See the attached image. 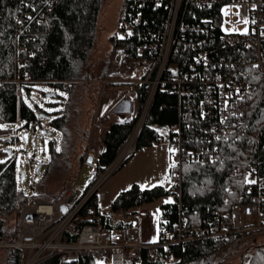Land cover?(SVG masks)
Wrapping results in <instances>:
<instances>
[{
	"label": "trees",
	"instance_id": "16d2710c",
	"mask_svg": "<svg viewBox=\"0 0 264 264\" xmlns=\"http://www.w3.org/2000/svg\"><path fill=\"white\" fill-rule=\"evenodd\" d=\"M108 1L110 0H0V124H20V130L24 134L27 131L37 133L44 121H47L59 132L61 140L60 144L55 139L50 141V160L44 178L33 186V197L58 201L65 194L59 192L50 196L46 192H37V187L40 185L43 187L44 181H47L52 173L69 172L74 165V157L79 148V137L75 134L79 130H72V119L78 111L73 110V107L75 109L79 99L83 102L82 97L79 98L77 95V90L83 85H78L90 77L99 18ZM184 10V21L188 24L196 23L197 20L190 10L188 8ZM128 11L133 16L140 14L141 20L135 30L140 31L142 36L135 33L133 38L123 42H118L117 36L111 38L114 48L122 46L127 52L124 65L129 62L140 63L145 58L137 54V47L151 43L161 35L169 14L164 4L156 7L154 0H146L145 4L137 2L135 6L131 0H124L119 17L120 24L127 17ZM197 15L207 14L197 11ZM18 18L22 19V23H18ZM187 34L181 37L182 42L195 39L194 34L189 33L188 38ZM262 45L264 49V40ZM209 53L210 58L222 67L224 66L222 59L226 62L236 60L240 54L235 48L223 46L219 42L209 45ZM192 61L191 50H186L183 55L174 54L171 57V63L178 64L181 73L201 75L202 67L190 69L189 62ZM110 70L111 65H108L103 73V79L110 74ZM170 73L169 70L166 71L165 85L159 86L154 94L137 140V149L154 146L155 142L159 141L160 133L152 128L154 125L160 128L168 126L170 129L182 123L185 144L191 148L202 140L203 127L205 129L211 126L209 119L202 120L197 110L203 97L201 79L187 83L186 85L195 91L192 98L184 96L180 100L174 84L167 79ZM250 78L255 90L250 98L246 116L242 119L245 138L222 143L221 160L182 167L181 200L183 209L188 210L186 217L189 231L205 230L227 221L226 215L231 206L245 193L246 173L253 166L257 167L264 177V73L252 69ZM63 81L75 83L67 99H64L60 111L50 114L33 101L34 91H37L40 85L62 89ZM150 91V86L139 88L138 110L135 115L112 123L110 131L104 138L105 149L97 156L96 177L116 160L120 148L140 120ZM189 107H192L193 117L182 121V113ZM44 115L48 117L42 119ZM104 120L108 121L109 117L105 115ZM211 120L216 118L212 116ZM188 124H192L193 128H188ZM85 135L82 134V140ZM18 141L20 142V138ZM11 142L14 143L15 140ZM209 146L211 148V145ZM57 148L60 150L56 151ZM85 156V153L81 155L82 161ZM1 161L4 163H0V264H22L23 250H13L7 246L15 244L19 239L21 231L19 214L29 196L22 188L24 183H21L22 177L19 176L16 153L10 156L4 153V159ZM175 170L173 166L171 175ZM231 170L235 172L232 173ZM35 173L39 175L40 171L37 173L35 170ZM177 190L178 186L175 185L169 189L163 186L143 189L140 185L134 184L116 197L111 210L113 213L130 212L142 205L174 196L176 199L173 203L160 207V222L174 223L178 221L180 215ZM91 209H94V215L100 218L104 230L118 231L123 228V222L113 226L110 218L100 213L97 195L86 205L83 214L87 215ZM92 223L95 222L87 221L73 231L66 232L63 240L66 243L76 242L83 226ZM239 237L240 235L235 233L228 239L206 236L169 247L157 245L155 261L150 260L148 250L144 249L141 261L137 264H233V260L238 256L237 264H264V242H258V237L240 243L237 242ZM43 264L97 263L91 258L63 263L54 257Z\"/></svg>",
	"mask_w": 264,
	"mask_h": 264
},
{
	"label": "built area",
	"instance_id": "2783aa9c",
	"mask_svg": "<svg viewBox=\"0 0 264 264\" xmlns=\"http://www.w3.org/2000/svg\"><path fill=\"white\" fill-rule=\"evenodd\" d=\"M134 6L146 0H131ZM156 7L164 4L169 10L168 18L160 36L151 43L138 46L137 54L145 58L140 62L144 67V75L138 81L131 83V89L125 93L129 102H137L138 90L143 86H150L149 106L156 90L165 85L166 71L168 81L174 84L180 100L187 96L192 98L193 91L187 83H194L198 78L203 84V97L198 104V114L202 120L209 119L211 126L204 129L202 140L194 147L185 144L182 123L170 128L168 146L172 150L173 185L178 186L177 198L179 219L174 223L160 222V239L157 244H144L129 226L132 218L124 212L122 216L125 228L121 231L104 230L99 223L100 218L90 210L83 214L84 208L95 196L101 184L123 162L130 158L135 150L137 138L142 126H139L141 117L133 135L122 145L116 160L107 167L95 180L87 191L71 188L58 201H48L31 195L27 203L20 210L21 231L15 244L9 246L13 250H23V264H43L47 260L57 257L63 263L76 262L84 258H91L97 264H137L141 261L142 252L148 250L151 261H155L157 245L169 247L194 239L210 236L219 239H228L232 234H239L237 242H244L258 235H264V177L257 167L253 166L246 173V189L241 199L231 206L226 215V222L205 230L189 231L188 210L183 209L181 202L182 167L194 163H213L222 159L221 144L236 142L245 138L242 119L246 116L250 98L255 90L251 82L250 71L258 70L264 73V0H154ZM190 7L193 9L191 10ZM188 8L196 23L188 24L184 21L183 11ZM197 11L207 15H197ZM211 12V13H210ZM27 16V14H26ZM141 20L140 14L133 16L129 13L120 24L121 29L117 41L123 42L133 38ZM19 23L22 19L18 18ZM247 21V23H245ZM218 34L216 35V33ZM188 33V34H187ZM189 33L195 39L182 42L181 37L187 38ZM219 42L223 46L235 48L240 52L236 60L223 61L220 66L209 56V45ZM182 48L184 49L182 51ZM115 64L121 67L127 52L119 46ZM186 50L193 52V61L189 62L191 70L202 67L201 75L181 73L178 64L171 63L172 55L181 54ZM147 56V57H146ZM186 62H188L186 60ZM74 81L61 82L62 90L69 94ZM107 84V83H106ZM239 90V91H237ZM120 92H104L97 112L98 122L109 117V110ZM182 113V112H181ZM243 113V115H240ZM146 114V112H145ZM214 116L216 120H211ZM193 117L192 107L182 113V121ZM181 121V122H182ZM203 126V125H202ZM193 128L192 124L187 125ZM107 131L104 132V134ZM220 137L219 140L216 137ZM157 144L164 143L161 138ZM211 145V148L210 146ZM105 149L104 143L101 152ZM89 159L85 156V162ZM84 162V163H85ZM234 173V170H231ZM255 180V184L248 183ZM65 207V211H63ZM95 222L83 226L78 240L66 243L64 235L73 231L85 222ZM264 237V236H261Z\"/></svg>",
	"mask_w": 264,
	"mask_h": 264
},
{
	"label": "rangeland",
	"instance_id": "374dc122",
	"mask_svg": "<svg viewBox=\"0 0 264 264\" xmlns=\"http://www.w3.org/2000/svg\"><path fill=\"white\" fill-rule=\"evenodd\" d=\"M123 3L124 0H110L104 5L99 18L97 43L92 55L90 77L85 82L81 81V83L88 84L80 83L78 85H83L77 90V95L79 98L80 96L82 97L83 102L79 99L75 109L73 107V110H78L75 113L76 116L72 119V130H79L75 134L79 137V148L74 157L72 170L62 174H59V172L52 173L49 179L44 181L43 187L41 185L37 187V192L42 191L54 196L59 192L67 194L73 187L76 190H87L100 176L96 177L97 156L100 153L97 150L101 142L100 135L102 134L103 137L104 132L109 130L113 122L133 117L138 110L137 102L127 101L125 93L132 88L131 83L142 78L145 73L144 67L139 62H129L124 65V61H122L120 68L117 67L118 64H115V61L116 58H120V55H117V49L116 47L114 48L111 41V38L116 37L121 29L119 17ZM108 65H111L110 74L103 79V73ZM104 92H120V96L113 102L109 110L110 122L109 120L108 122L106 120L98 122L97 120V112ZM49 94L55 95V97H48ZM67 97L68 94L61 88L40 85L37 91H34L33 101L44 111L51 114L62 109V103ZM30 103L32 104V102ZM146 109L147 107L145 106L142 114L144 117L147 114ZM94 117L95 119L93 120L92 118ZM144 121L145 119H141L139 126ZM20 128V124H0V161L4 159V151H12V154L16 153L19 176H22V173L26 174V180L22 188L25 194L30 197L33 195V186L39 184L40 180L44 178L50 160L51 137L42 138L40 136L41 130L52 133V137L59 144L61 140L59 132L52 128L47 121H44L42 128L36 134V145H33L32 140H30L29 145H26ZM152 128L160 133V138L164 143L137 149L127 162L101 184L97 192L99 211L102 215L110 218L112 225L122 220L120 216L111 210L113 201L120 193L130 189L134 184H139L144 189H150L158 185L173 186V177L169 176L170 167L174 163L172 150L168 146L170 129L168 126L160 128L156 125L152 126ZM82 134H86L83 140L81 138ZM18 138H20V142ZM13 139L15 140L14 143L11 142ZM84 153L85 155L88 154V157H94L95 160L92 164L88 163V160L86 162L81 160V155ZM40 165L42 166L38 175L35 170ZM47 198L49 199V197ZM175 199L174 196L164 197L153 203L145 204L138 210L137 217L133 216L129 222L134 227L131 228L135 230L137 239L144 244H155L159 241L160 206L168 204L165 201L173 203ZM124 213L127 215L134 214L133 211ZM258 236H260L258 242H264V237H261L264 235ZM238 262L239 256L233 260V264Z\"/></svg>",
	"mask_w": 264,
	"mask_h": 264
},
{
	"label": "water",
	"instance_id": "95a60500",
	"mask_svg": "<svg viewBox=\"0 0 264 264\" xmlns=\"http://www.w3.org/2000/svg\"><path fill=\"white\" fill-rule=\"evenodd\" d=\"M48 97H55V95H50V94H49ZM47 117H48L47 115H44V116H42V119H45V118H47ZM40 136H49V137H51V140L54 139V138L52 137V133L47 132L46 130H41V132H40ZM36 137H37L36 134L33 135V136L31 135V131H27V132H25V133L23 134V140H24V142L26 143V145H29L30 140H32L33 145H36V142H35ZM4 153L10 156V155L12 154V151H4ZM93 162H94V157H93V156H90L88 163L92 164ZM41 166H42V165H40V166L37 168V170H36L37 173H39V171H40V169H41ZM21 177H22L21 183L23 184V183L25 182V179H26V174H25V173H22V176H21ZM63 211H65V207H63Z\"/></svg>",
	"mask_w": 264,
	"mask_h": 264
},
{
	"label": "crops",
	"instance_id": "0c3cea01",
	"mask_svg": "<svg viewBox=\"0 0 264 264\" xmlns=\"http://www.w3.org/2000/svg\"><path fill=\"white\" fill-rule=\"evenodd\" d=\"M106 122H108V121H106ZM109 122H110V118H109ZM111 126H112V124H111ZM111 126H110V128H109V130L107 131V132H109L110 131V129H111ZM106 134L107 133H105V134H103L104 136L102 137V134L100 135L101 136V138H100V144L98 145V149L97 150H99L100 152H101V146H102V144L104 143V138H105V136H106ZM173 166H171L170 167V170H169V176L170 177H172L173 175H171V168H172ZM139 185V184H138ZM158 186H162V185H158ZM163 187H165V188H167V189H169V188H171V185H169V186H163ZM144 189V188H143ZM160 200V199H159ZM144 205H142L141 207H143ZM141 207H139V208H136L135 210H132L133 211V213H136L137 215H138V210L141 208ZM161 207V206H160ZM137 211V212H136ZM116 215H118V216H120L121 218H122V216L119 214V212L118 213H115ZM159 216H160V221H161V210H160V214H159ZM137 217V216H136ZM136 217H134V218H136ZM122 220H123V218H122ZM122 220L120 221V222H118L117 224H122ZM117 224H114L113 226H115V225H117ZM130 226L131 227H133L132 226V223H130ZM134 228V227H133ZM132 228V229H133ZM133 232H134V234H135V236H136V232H135V230L133 229Z\"/></svg>",
	"mask_w": 264,
	"mask_h": 264
},
{
	"label": "bare ground",
	"instance_id": "6f19581e",
	"mask_svg": "<svg viewBox=\"0 0 264 264\" xmlns=\"http://www.w3.org/2000/svg\"><path fill=\"white\" fill-rule=\"evenodd\" d=\"M148 99H149V98H148ZM147 103H148V102H147ZM146 106H147V104H146ZM149 108H150V106H149ZM148 112H149V110L147 111V114H148ZM142 114H143V113H142ZM147 114L145 115V117L143 118V120L146 119ZM141 117H142V115H141ZM141 117H140V119H141ZM136 127H137V126H135V128H134L132 134L134 133ZM132 134L130 135V137L132 136ZM139 134H140V133H139ZM130 137H129V138H130ZM138 137H139V135H138ZM129 138H128V139H129ZM137 140H138V138H137ZM155 144H157V143L155 142ZM120 149H121V148H120ZM136 150H137V144H136ZM136 150H135V152H136ZM119 151H120V150H119ZM135 152H134V154H135ZM134 154H133V155H134ZM133 155H132V156H133ZM132 156H131V157H132ZM131 157H130V158H131ZM130 158H128L125 162H127ZM125 162H123L119 167H121ZM119 167H118V168H119ZM118 168H117V169H118ZM117 169H116V170H117ZM116 170H115V171H116ZM115 171H114V172H115ZM111 174H112V173H111ZM111 174H110V175H111ZM181 188H182V187H181ZM98 190H99V189H98ZM97 192H98V191H97ZM97 192H96L95 195H97ZM181 202H182V200H181ZM91 210H93V213H92V214L94 215V212H95L94 209H91ZM89 211H90V210H89ZM87 214H88V213H87ZM129 215H131L132 218H133V216H137V214H129ZM132 218H131V220H132ZM131 220H130V221H131ZM99 223H100V221H99ZM101 226H102V225H101ZM129 226H130V223H129ZM130 227H131V226H130ZM102 228H103V227H102ZM124 228H125V226H124V224H123V228L120 229V230H118V231H121V230H123ZM132 230H133V229H132ZM133 233H134V232H133Z\"/></svg>",
	"mask_w": 264,
	"mask_h": 264
},
{
	"label": "snow or ice",
	"instance_id": "6c2138e0",
	"mask_svg": "<svg viewBox=\"0 0 264 264\" xmlns=\"http://www.w3.org/2000/svg\"><path fill=\"white\" fill-rule=\"evenodd\" d=\"M29 19H32V17H29ZM18 23H19V21H18ZM245 23H247V21H245ZM262 34H264V33H262ZM237 91H239V90H237ZM240 115H243V113H241ZM216 139L219 140L220 137L217 136ZM59 150H60L59 148L56 149V151H59ZM0 163H4V161H0ZM248 183L255 184L256 181L253 179V180H249ZM169 202L170 201H165V203H169Z\"/></svg>",
	"mask_w": 264,
	"mask_h": 264
},
{
	"label": "flooded vegetation",
	"instance_id": "af4514ba",
	"mask_svg": "<svg viewBox=\"0 0 264 264\" xmlns=\"http://www.w3.org/2000/svg\"><path fill=\"white\" fill-rule=\"evenodd\" d=\"M35 134H37V133H33V132H31V135L33 136V135H35ZM43 137H47V136H43ZM36 139H37V137H36ZM35 139V140H36ZM30 144V143H29Z\"/></svg>",
	"mask_w": 264,
	"mask_h": 264
}]
</instances>
